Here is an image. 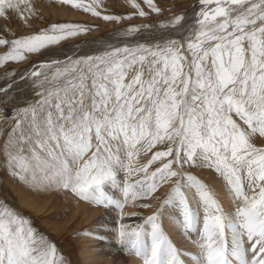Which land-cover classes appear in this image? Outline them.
Masks as SVG:
<instances>
[{"label": "snow or ice", "instance_id": "snow-or-ice-1", "mask_svg": "<svg viewBox=\"0 0 264 264\" xmlns=\"http://www.w3.org/2000/svg\"><path fill=\"white\" fill-rule=\"evenodd\" d=\"M62 2L101 16L98 0ZM130 2L138 15L147 14L136 0ZM144 3L160 12L153 0ZM199 3L197 18L182 39L114 47L34 67L30 76L39 99L16 113L3 149L9 166L18 169L15 175L71 189L96 206H114L121 220L124 204L180 177L164 203L178 201L185 230H195L202 219L200 252L192 257L196 264H264V147L252 139L257 133L264 138V0ZM6 10L23 19L34 8L31 0H0V16ZM122 18L128 17L103 16ZM183 20L177 15L170 24ZM140 27L148 26H130L127 33ZM86 28L61 23L13 40L0 37V45L8 46L0 66ZM161 144L165 150L137 163L142 152ZM157 162L160 166L149 171ZM198 162L226 181L232 212L222 208L207 184L181 171ZM133 176L138 178L129 181ZM184 189L195 192V203ZM157 220L153 214L144 224L120 223L119 244L143 264H185ZM0 264H63V257L27 217L0 202Z\"/></svg>", "mask_w": 264, "mask_h": 264}, {"label": "rangeland", "instance_id": "rangeland-1", "mask_svg": "<svg viewBox=\"0 0 264 264\" xmlns=\"http://www.w3.org/2000/svg\"><path fill=\"white\" fill-rule=\"evenodd\" d=\"M31 2L33 4L34 11L32 13L25 12L23 19L16 11L13 10H6L5 16H0V37L7 40H13L22 36L36 34L42 29H47L50 25L61 23L83 24L86 25L87 28L78 35L67 38L56 45L49 46L38 53L26 54V58L22 61L6 62L3 66H0V84L14 79L24 64L26 65L36 60L37 56L44 50L50 51L58 49L55 53L57 55H61L59 57V61L62 63L66 62L69 58L71 60H75L79 57L99 55L110 48L98 49L93 52L88 51V53L73 56H66L62 54H65L67 49L69 50L83 45H89L90 43H87L86 41L91 39H95L97 43L103 45L107 43L108 39L115 36H132L141 31H145L150 34V31L154 30V27L164 32L170 28H177L184 20L181 21L179 25L172 27L170 22L173 18L177 15H182L185 19L188 8L192 5L197 6V4H200L199 0H153L156 6L160 9V12L157 13L148 8V6L144 3V0H136V2L141 5L145 13H147L145 16H140L137 14V9L132 6L130 0H98L97 11L101 13V16L97 17L91 13L83 11L82 9L63 3L62 0H31ZM85 2L89 3L91 0H85ZM129 14L131 15L129 16ZM105 15L128 18H122L119 21L105 20L103 19V16ZM196 18L197 14L194 17V20H196ZM194 20L188 24V28L194 24ZM162 24L167 25V27H161ZM143 25H147L148 27H140L138 32L127 33V29L130 26ZM170 38L175 37L171 36L168 38H162L160 41ZM155 43L156 42L151 41L143 44L153 45ZM136 45L138 44L128 47H135ZM125 46L126 45L119 47ZM7 51V45H0V54ZM49 59L52 61L55 60L52 56ZM56 59H58V57ZM31 64H33V68H30V70L27 71V75L25 76L22 85L19 88L11 89L0 95V202L6 203L13 209L17 210L20 214L27 217L31 221L32 226L37 229L40 234H43L51 242H53L56 245L58 254L63 257V264H83L81 262L80 250L78 249L80 244L79 241L82 240L81 230L78 229L73 231L71 229L64 233L56 234L49 229L44 222L46 217L42 218L41 215L37 214L36 209L32 207H38L42 202H40V199L36 198L37 195H41L39 191L40 188L42 190L45 188L42 187V180L38 179L37 181H32L31 179H22L21 176L15 175L14 172L18 171V169H14L9 166L7 155L3 149V146L8 139L9 130L15 124L16 113L29 107L30 105H33L39 99L37 92L40 91V89L35 86L36 82L34 78L30 76V73L34 70V67L40 65L41 63L33 62ZM133 74L134 71L129 72L128 79H130ZM252 139L257 146L264 147V138L259 137L258 133L255 134ZM165 149L166 146L161 144L157 145L147 153L142 152L137 158V163L144 164L151 158L153 152ZM159 166L160 164L157 162L149 168V171H152L155 167ZM190 170H194L193 172L196 171L203 178L213 176L217 179L220 176L214 169L203 166L199 164V162L195 166L185 165L184 168L181 169L182 172L192 175ZM37 175L39 176L40 174L37 173ZM118 177L123 181L125 179L124 172H119ZM137 178L138 176H133L128 179L129 181H132ZM179 178L180 177H175L172 178L170 182L161 184L157 191L151 195L157 194L158 197L163 196L165 191L161 190L166 185L173 187L176 180ZM56 189H61L67 193H73L70 189L68 191V189L65 190V188L59 186ZM28 193H30V195ZM69 195L76 197L74 193ZM149 197L151 198L150 195ZM158 197H156V200L149 202L151 203L152 208L157 205ZM35 203L36 205H34ZM62 219L63 218H58V221ZM141 261L143 262L142 259Z\"/></svg>", "mask_w": 264, "mask_h": 264}, {"label": "bare ground", "instance_id": "bare-ground-1", "mask_svg": "<svg viewBox=\"0 0 264 264\" xmlns=\"http://www.w3.org/2000/svg\"><path fill=\"white\" fill-rule=\"evenodd\" d=\"M200 6L202 7L200 4H197V6H190L186 12L184 21L177 28H170L164 32L154 27V30L150 31V34L141 31L132 36H115L108 39L107 43L103 45L97 43L95 39H91L86 41L87 43H90L89 45H83L69 50L67 49L65 51L66 53L62 55L73 56L77 54H85L88 53V51H97L98 49H107L123 45L132 46L142 42H157L162 38H168L171 36L182 39L187 34L186 30L188 29V24L194 20L195 15L200 11ZM56 50L58 49L50 51L44 50L37 56V59L31 63L52 61L49 59L51 56L59 61L61 55H57L55 53ZM57 57L58 59H56ZM31 63L24 64L14 79L0 84V95L11 89L19 88L22 85L24 78L27 75V71H29L30 68H33V64ZM190 171L192 175L198 177L208 185L215 198L219 201L220 205L226 212H232L234 210L233 194L221 175L217 179L213 176L203 178L196 171ZM118 180L121 183L124 181L119 177ZM42 184V187L45 188L43 190L40 188L39 191L41 195L36 196V198L40 199V202H42H39L40 205L38 207H32L36 209L37 214L41 215L42 218L46 217L44 222L49 229L56 234L64 233L71 229L73 231L78 229L81 230L82 240L79 241L80 244L78 249L80 250L81 262L83 264H143L141 261L142 258L136 256L132 252L125 251L119 244L118 227L120 223L132 226L144 224L145 219L153 214H158L157 223L160 224L163 232L181 253V259L185 264H196V261L192 257L198 255L200 252L198 242L201 239L202 219L200 223L196 225L195 230L184 229L179 220L180 206L178 201H173L171 204L164 203L173 187L166 185L161 190L165 191L163 196L158 197L157 194H153L150 195L151 198L147 196L143 199L124 204L123 213L125 216L124 219L121 220V210L114 206L108 208L96 206L88 201L80 199L78 196L72 197L69 195L73 193H67L61 189H56L58 186L54 183L42 181ZM112 191L117 198H120L121 200L123 199L119 189ZM184 191L189 201L195 203V192L188 189H184ZM28 194L30 195V193ZM156 197H158L157 205L152 208L151 203L149 202L156 200ZM31 202L34 203L33 201ZM34 205H36V203ZM143 205L149 206L143 207ZM202 216L203 212L201 210V218ZM58 218L63 219L58 221ZM146 227L150 229V225H146Z\"/></svg>", "mask_w": 264, "mask_h": 264}]
</instances>
